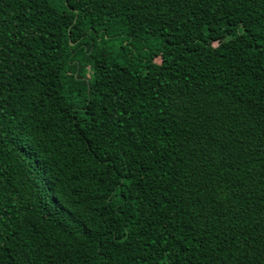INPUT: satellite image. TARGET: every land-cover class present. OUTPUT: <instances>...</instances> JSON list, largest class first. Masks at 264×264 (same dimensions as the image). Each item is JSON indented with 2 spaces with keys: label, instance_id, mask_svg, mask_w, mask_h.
Instances as JSON below:
<instances>
[{
  "label": "trees",
  "instance_id": "obj_1",
  "mask_svg": "<svg viewBox=\"0 0 264 264\" xmlns=\"http://www.w3.org/2000/svg\"><path fill=\"white\" fill-rule=\"evenodd\" d=\"M0 264H264V0H0Z\"/></svg>",
  "mask_w": 264,
  "mask_h": 264
},
{
  "label": "rangeland",
  "instance_id": "obj_2",
  "mask_svg": "<svg viewBox=\"0 0 264 264\" xmlns=\"http://www.w3.org/2000/svg\"><path fill=\"white\" fill-rule=\"evenodd\" d=\"M149 42H150L151 48H154V49H157L162 46V44L158 40L151 39ZM144 50H147V48H145Z\"/></svg>",
  "mask_w": 264,
  "mask_h": 264
}]
</instances>
